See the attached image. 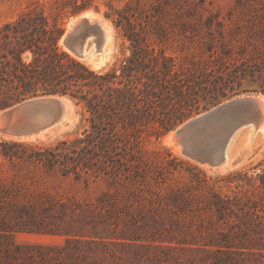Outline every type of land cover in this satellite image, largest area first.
<instances>
[{"label":"trees","instance_id":"obj_1","mask_svg":"<svg viewBox=\"0 0 264 264\" xmlns=\"http://www.w3.org/2000/svg\"><path fill=\"white\" fill-rule=\"evenodd\" d=\"M81 11L77 7L70 14ZM58 16L28 10L0 26V111L32 98L66 97L80 109L82 131L45 147L4 142L2 147H21L23 153L1 151V155L63 176L103 179L107 191L95 210L114 219L130 218L133 225L140 220L142 227L147 212L154 222L153 239L171 236L172 228L152 216L159 212L177 225L195 227L209 239L205 247L264 250V163L252 171L208 179L194 163L169 161V151L164 156L142 148L146 137L158 139L198 114L201 100L235 95L238 80L260 79L255 92L264 95V54L235 59L229 51L220 55L208 46L211 61L199 74L187 75L166 54L163 41L140 39L135 25L123 16L116 26L130 43V55L104 72H95L59 46L64 31ZM218 34L224 36L223 31ZM255 35L263 39L264 30ZM170 163L187 165L202 180L165 187L176 169H169ZM22 198L17 189L9 190L0 182L1 232H9L6 219L16 209L32 213L57 205ZM8 257L0 255V263Z\"/></svg>","mask_w":264,"mask_h":264},{"label":"rangeland","instance_id":"obj_2","mask_svg":"<svg viewBox=\"0 0 264 264\" xmlns=\"http://www.w3.org/2000/svg\"><path fill=\"white\" fill-rule=\"evenodd\" d=\"M77 7L82 11L71 15ZM41 9L51 18L59 14L57 19L63 34L81 17L102 24L107 33L103 64L94 67L97 55L82 61L95 72H104L130 55V43L123 36L122 29L116 26V20L123 16L135 25L140 39L150 43L163 41L166 54L173 56L187 75L199 74L211 61L206 50L208 46L220 55L229 51L235 59L247 60L257 52L258 55L264 54V38L255 35L264 30V0H0V26L28 10ZM120 12L123 14L118 15ZM218 30L224 32L223 37L219 36ZM59 46L74 57L63 45L62 37ZM260 84L258 78L238 80L235 95L215 100L210 98L207 102L201 100L198 114L232 98L264 97L255 92ZM69 105L71 121L64 127L34 138H12L0 132V182L9 190L17 189L20 199L26 195L29 201L38 205L44 200L48 204H57L53 209L44 211L40 207L32 213L19 208L6 219L10 229L9 232L0 231V255L9 257L0 264H264V250L257 246L219 251L205 247L204 243L209 239L201 237L195 227L183 223L177 225L169 216L159 212L152 213V216L172 228L171 236L153 239L151 233L155 228L149 213L146 212L142 227L140 220H135L133 225L128 221L130 218L120 216L114 219L95 210L97 200L107 191L103 179L63 176L56 170L47 171L40 165L8 160L1 155V151L23 153L21 147H2L4 142L45 147L79 135L82 131L80 109L73 102H66L67 108ZM174 130L158 139L155 135L146 137L142 141L143 150L164 156L169 151V161L178 158L193 163L173 142ZM245 130L239 131L234 138L232 149L244 144ZM251 145L257 148L255 156L236 168L213 170L194 164L208 179L232 171H252L264 163V134L253 139ZM168 167L176 169L171 170L172 175L165 187L189 182L197 184L202 180V175L189 170L185 164L170 163ZM59 203L66 207L60 208ZM131 213L138 218L135 211ZM53 231L58 234H52Z\"/></svg>","mask_w":264,"mask_h":264},{"label":"water","instance_id":"obj_3","mask_svg":"<svg viewBox=\"0 0 264 264\" xmlns=\"http://www.w3.org/2000/svg\"><path fill=\"white\" fill-rule=\"evenodd\" d=\"M103 28L80 19L62 35L65 48L79 60L87 61L88 48L100 53ZM97 67V65H95ZM261 95L232 98L182 123L173 131L181 154L198 166L213 170L236 168L253 157L257 149L251 142L232 149L236 134L243 129L256 132L264 127V97ZM71 101L61 96H44L25 100L0 112V132L13 138L46 134L66 126L70 121Z\"/></svg>","mask_w":264,"mask_h":264},{"label":"bare ground","instance_id":"obj_4","mask_svg":"<svg viewBox=\"0 0 264 264\" xmlns=\"http://www.w3.org/2000/svg\"><path fill=\"white\" fill-rule=\"evenodd\" d=\"M83 17H81V18H79L77 21H75L74 23H72V26L76 23V22H78L80 19H82ZM83 19H87L88 20V22L90 23V24H92V23H99V22H96V21H94V22H92L91 20H89L88 18H86V17H84ZM101 26H102V24L101 23H99ZM71 26V27H72ZM102 28H103V26H102ZM103 32H104V34H103V44H102V47H101V50H100V53H99V55H98V53H95L94 52V45L92 46V45H90V46H92L91 48H93V51H92V53L90 54L89 53V48H88V59L90 58V57H97L98 56V59H97V62H94V67H95V65H97V66H99V65H102L103 64V62H104V60H102V58H103V56H104V47H105V43H106V40H107V33H106V31H104V28H103ZM97 55V56H96ZM83 61V60H82ZM93 61V60H92ZM67 102V101H66ZM67 103H69V102H67ZM1 115V114H0ZM2 127V124H1V121H0V128ZM244 130V129H243ZM239 134V132L236 134V136ZM263 134H264V127H260L256 132H253V130L252 129H250V128H248V129H246L245 130V140H244V143L245 142H248V141H250V142H252L253 141V139H255L256 140V138L257 137H259V135L260 136H263ZM41 135H43V134H41ZM38 136H40V135H38ZM38 136H32V137H22V138H34V137H38ZM235 136V137H236ZM10 137V136H9ZM234 137V138H235ZM13 138V137H12ZM19 139H21V138H19ZM234 140V139H233ZM173 142H174V140H173ZM175 143V142H174ZM176 145V144H175ZM177 148H178V150H180V148H179V146H176ZM257 149V148H256ZM256 154V153H255ZM255 154L253 155V157L255 156ZM253 157H250V158H248V159H251V158H253ZM204 167H207V166H204ZM209 168V167H208Z\"/></svg>","mask_w":264,"mask_h":264}]
</instances>
